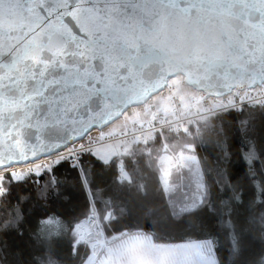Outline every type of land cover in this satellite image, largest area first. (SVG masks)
Segmentation results:
<instances>
[{"label":"water","instance_id":"obj_1","mask_svg":"<svg viewBox=\"0 0 264 264\" xmlns=\"http://www.w3.org/2000/svg\"><path fill=\"white\" fill-rule=\"evenodd\" d=\"M178 76L210 95L264 83V0H21L0 17V121L30 142L119 119Z\"/></svg>","mask_w":264,"mask_h":264},{"label":"snow or ice","instance_id":"obj_2","mask_svg":"<svg viewBox=\"0 0 264 264\" xmlns=\"http://www.w3.org/2000/svg\"><path fill=\"white\" fill-rule=\"evenodd\" d=\"M20 3L21 0H0V17L15 12ZM67 14L76 19L74 11ZM48 39L58 40L59 35L49 32ZM225 96L223 92L215 93L214 102L204 109L207 116H202V120L217 133L215 146L226 164L232 163L233 155L230 128L234 126L241 136L243 143L237 149L241 175L236 182L232 172L219 159L214 169L205 170L195 143L170 146L166 139L161 142L163 127L151 139H137L131 144L118 142L117 133L109 131L118 117L106 119L103 111L93 112L87 122L73 126L68 135L56 134L46 138L40 133L35 135L34 142H30L16 125L9 127L0 121V226L6 234L21 240L25 236V225L36 223L45 231H58L65 224L71 227L73 219L58 214L61 208L71 206L72 197L54 175L59 171L57 166L71 165L78 171L80 187L86 196L93 195L94 173L111 170L113 178L123 184L131 182L133 171L142 173L147 168L155 174L159 172L157 190L167 196L173 208V215L169 218L172 222H182L188 230L199 232L202 241L208 244L219 246L221 235L229 241L227 259L214 256L213 248L208 264H264V178L256 172L257 162L264 169V121L257 127L255 113H245L243 100L238 104L236 98L226 99ZM254 103L264 110V99H254ZM236 108L239 109L238 118L226 129L223 113L232 116ZM152 123L155 126L156 121ZM197 127H200L199 123ZM188 132H191V125L184 129L185 134ZM174 134L180 135V130H175ZM120 136L126 137L127 133L121 132ZM158 143L154 155L152 147ZM212 172H215L216 179L209 184L208 177ZM49 173L50 178L44 180ZM33 174L44 181L43 185L35 182ZM169 177H173L171 182ZM29 180H33V184L25 187ZM13 199L15 206L11 204ZM110 203V200L106 202L105 215L101 217L93 195L91 207L82 217L75 218V222L79 224L82 219L89 223L97 221L102 226L106 219L110 224L112 213L107 211ZM250 230L258 233L253 238L259 240L261 250L252 260L244 262L240 257L244 238Z\"/></svg>","mask_w":264,"mask_h":264},{"label":"trees","instance_id":"obj_3","mask_svg":"<svg viewBox=\"0 0 264 264\" xmlns=\"http://www.w3.org/2000/svg\"><path fill=\"white\" fill-rule=\"evenodd\" d=\"M249 111L255 113L256 125L259 127L264 121V110L259 105L246 106L245 113L247 114ZM238 113L239 110L236 109L233 110L232 116L223 113L226 129L230 127V122L238 118ZM184 115L189 116V113H184ZM166 116L168 115L165 111L162 113L159 111L153 120L159 123ZM202 116H207V114L198 116L195 123H190L191 132L187 134L184 133V129L178 126L174 128L163 127L165 131L160 141L163 142L166 139L167 144L170 146L195 143L199 149V159L204 164L205 170L214 169L219 159L223 166L232 172L233 181L236 182L237 177L241 175L240 167L238 166L241 161L237 151L243 143L241 136L236 133L234 126L230 128L233 153L232 163H224L219 149L215 146L217 133L210 126L204 125ZM198 123L200 125L199 128L197 127ZM177 129L180 130V135L174 134ZM159 130L156 129L150 132L145 138L151 139ZM217 130H219V121H217ZM135 141L129 142V144ZM158 146L159 143L152 147L154 155ZM57 167L59 171L55 172L54 175L61 180V187L70 192L72 197L71 206L61 208L58 214L73 219L71 227L65 224L58 231L55 229L45 231L36 223L25 225V236L21 240L15 235L6 234L3 227L0 226V264H84L91 254V249L88 243L75 245V218L82 217L86 209L91 207L93 195L99 205L101 217L105 215L106 202L111 201L107 205V211L112 213V222L109 224L105 219L102 225V232L106 239L122 235L126 237L128 235L141 234L147 237L154 245L166 247L204 242L199 232L190 231L184 223H174L169 219L173 215V208L168 202L167 196L162 195L157 190L156 180L157 182L160 180L159 172L155 174L151 170L144 168L143 163L141 167L144 168V171L142 173L133 171L132 180L129 183H118V178H113L114 172L111 170L103 174L94 173L91 184L93 195L88 196L85 195V192L80 187L77 170H74L70 165ZM256 172L260 173L262 178H264V169H262V165L259 162L256 164ZM50 176L51 174L49 173L43 179L47 180ZM33 177L36 183L43 185V180L35 177V174H33ZM172 179L173 177H169L170 182ZM215 179L216 174L212 172L208 177L209 184H212ZM31 184H33V180H29L25 187ZM160 189L161 191L163 190L162 184ZM33 190H35V186H33ZM85 191L87 192V189ZM11 204L15 206V199L11 201ZM176 211H179L178 207ZM241 223L243 224V219ZM257 234L250 230L245 236L240 257L241 261L248 262L260 252L259 240L253 238ZM211 247L212 250L215 248V256L220 257L221 260L227 259L229 241L223 235H221L219 246L211 245Z\"/></svg>","mask_w":264,"mask_h":264},{"label":"rangeland","instance_id":"obj_4","mask_svg":"<svg viewBox=\"0 0 264 264\" xmlns=\"http://www.w3.org/2000/svg\"><path fill=\"white\" fill-rule=\"evenodd\" d=\"M169 85L176 89L174 95L176 99L181 102L183 114L189 113V115H191L194 110L201 113L205 112L204 109H206V107L202 106V103L204 102L203 93L189 87L185 83L183 77L178 76L171 79L169 81ZM172 109L173 106L171 98L168 95L167 90H164L163 92L152 96L145 104L130 108L122 115V117L117 119L110 126L109 131H115L117 134H119L121 132H125L127 129L132 128L133 124L135 123L141 125L146 122H151L159 111H161V113L165 111L168 117H171ZM143 238L147 239V237H144L141 234H135L128 235L126 237L122 235L120 237L106 239L102 233L98 238L88 243L91 249V254L84 264H114L112 253L115 252L113 249L115 244L118 245L124 242L126 243L129 242V240H135L132 244L138 251L146 252V250H143V246L138 245L140 241L141 244L144 245L143 243L145 241ZM147 241L149 242L148 239ZM78 243L79 242L76 241L75 245ZM147 253L150 255H155V259L153 260L151 259L153 258L152 256L145 254L138 256L137 259H135L137 264H177L180 262L183 264L190 262V264H208L209 256H213L212 247L206 242H195L188 245H180L178 247L173 246L168 248L164 246L159 247L156 245L151 250L147 249Z\"/></svg>","mask_w":264,"mask_h":264},{"label":"built area","instance_id":"obj_5","mask_svg":"<svg viewBox=\"0 0 264 264\" xmlns=\"http://www.w3.org/2000/svg\"><path fill=\"white\" fill-rule=\"evenodd\" d=\"M164 90H167L168 95L170 96L172 101L173 109L171 110V117H164L161 122L155 123V126H153V120L141 125L135 123L133 124L132 128L125 131L127 133L126 137L120 136V133L117 134L118 142L129 143L137 139H143L150 132H153L156 129H160L161 127L174 128L178 126L182 129H186L188 128V125L190 123H195L198 116L207 114L206 112L201 113L198 111H194L191 115L185 116L183 114L181 102H179V100L176 99L174 95L176 89L174 87H171L168 82ZM203 96L204 102L202 103V106H205L207 108L214 102L215 95L203 93ZM225 97H227L226 99L236 98L238 104L241 100H243L246 106L259 105L258 103H254V99H264V83H261L260 85H257L251 89H245L241 91L233 90L227 93ZM236 110L239 109L236 108ZM69 163L71 164V161ZM75 231L76 241L79 243H89L90 241L98 238L103 233L102 226L97 221H92L91 223H89L88 220L83 219L79 224L75 223Z\"/></svg>","mask_w":264,"mask_h":264},{"label":"crops","instance_id":"obj_6","mask_svg":"<svg viewBox=\"0 0 264 264\" xmlns=\"http://www.w3.org/2000/svg\"><path fill=\"white\" fill-rule=\"evenodd\" d=\"M143 239L145 241L143 243L144 245L141 244V241H140V243H138V245L143 246V250H146V252H144V251H138L136 248H134V246H133L132 243L135 240H133V241H130L129 240V242H126V243L124 242V243L118 244V245L115 244V246L113 248L115 252L112 253V258L114 260L113 263L114 264H137V261H135V259H137L138 256H142V255L148 254L147 253V249L148 250H151L152 248H154L156 246L153 243H151L148 238L147 239L149 240L150 243L147 241V239H145V238H143ZM164 247H166V246H164ZM176 247H178V246H176ZM132 251H135V252H132ZM148 255H150V254H148ZM150 256L153 257L151 259H153V260L155 259V255H150ZM118 258H119V260H118ZM190 263H184V264H190ZM177 264H183V263L180 262V263H177Z\"/></svg>","mask_w":264,"mask_h":264}]
</instances>
